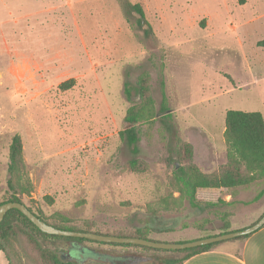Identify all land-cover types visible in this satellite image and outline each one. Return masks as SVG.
<instances>
[{"label":"rangeland","instance_id":"obj_1","mask_svg":"<svg viewBox=\"0 0 264 264\" xmlns=\"http://www.w3.org/2000/svg\"><path fill=\"white\" fill-rule=\"evenodd\" d=\"M127 1L140 5L151 33L126 13L124 0H23L22 10L9 5L5 14L0 7L9 30L7 50L0 49V201L10 196L8 147L18 135L31 187L22 202L51 223L107 234L168 229L149 236L163 243L217 234L224 212L230 231L246 228L264 213V196L253 201L264 179L197 190L198 201L217 204L212 211L187 200L176 207L172 174L182 165L177 140L191 146L193 165L210 173L227 162L226 111L264 119V0ZM9 11L23 19L13 24ZM141 75L148 76L155 117L135 125L143 166L133 172L124 169L133 156L120 132L131 126L126 110L147 103L138 93ZM67 80L72 87L60 89ZM69 243L76 242H39L63 262L109 264L72 259ZM77 243L110 257L138 255L135 264L156 255ZM12 247H25L16 264H40L29 244ZM0 264H7L2 252Z\"/></svg>","mask_w":264,"mask_h":264},{"label":"trees","instance_id":"obj_2","mask_svg":"<svg viewBox=\"0 0 264 264\" xmlns=\"http://www.w3.org/2000/svg\"><path fill=\"white\" fill-rule=\"evenodd\" d=\"M123 7L126 13H129L135 19L137 26H139L146 35H148L149 32L151 33V27L146 22L144 13L139 4L132 5L127 0H124ZM73 82V80H67L61 83L59 88L62 90H68L72 87ZM137 85L139 95L141 98L145 99L147 103L140 107L131 106L126 110L125 122L131 126L120 132V135L125 138L126 144L130 147L133 156V158L127 161L124 169H129L133 172H139L143 166L141 164L142 162L137 158L138 148L136 144L138 142V137L135 125L142 121H151L155 117L154 110L151 106V99L148 97V76L141 75L138 79ZM161 86L163 87L162 83ZM123 92L126 98L129 99L130 95L126 84H124ZM164 100L165 99L163 98V102ZM164 110L165 109L162 108V111ZM223 138L226 146L227 162L225 165L218 167L210 173L202 172L193 165L192 148L188 143L180 140L176 141L175 151L177 159L182 163V165L172 174L174 181L172 185L175 186L176 192L178 193V196L173 199V203L176 207L180 206L183 201L187 200L189 205L194 208H199L203 205L204 207L212 208L213 211L217 204L198 201L195 197L197 190L230 189L239 186H246L255 180L264 179V119L262 115L257 112H243L237 110L226 111L224 117ZM7 175L8 178L6 185L10 192V196L8 199L0 201V205L6 202L24 204L22 202V197L30 194L31 187L26 176L23 162L22 142L18 135H14L11 138L8 147ZM262 196H264V187L254 197L253 201L259 200ZM163 202L168 204V201L166 200H163ZM218 202L226 204L224 201ZM228 204L230 203H227V205ZM165 207L168 208L170 206L167 205ZM27 208L41 221L60 230L96 233L117 237L141 238L152 241L157 240L151 239L149 237L150 234L169 231L168 229L155 231L147 226L135 228L132 231L114 234L101 233L88 228L75 229L51 223L40 213L33 211L29 207ZM229 216L230 213L228 212L222 213L220 215L221 225L216 230L217 234L205 237L231 232L228 221ZM196 227L201 230L203 227L202 223L198 224ZM248 236L249 235L236 237L231 239V241L244 239ZM47 239L106 244L86 239L61 237L42 233L24 215L15 209L9 210L0 222V252L4 254L7 264H16V262L19 261L18 250L22 252L25 250V247H19V249L18 247H12L16 243L19 245L27 243L32 246L30 248L38 255L40 264H70L69 262L61 261L55 252L40 246L39 242L46 241ZM223 242L225 241L183 250H161L131 244L114 245L138 248L155 253V256L150 257L145 261L147 264H182L190 257L210 251Z\"/></svg>","mask_w":264,"mask_h":264},{"label":"crops","instance_id":"obj_3","mask_svg":"<svg viewBox=\"0 0 264 264\" xmlns=\"http://www.w3.org/2000/svg\"><path fill=\"white\" fill-rule=\"evenodd\" d=\"M22 3L23 0H0V7L3 8L1 12H4L5 14L6 10L10 9L11 7H9V5L14 6L15 10L17 11L22 10ZM8 15H10L9 17L13 18L10 20V22H12L13 24H17L19 18L23 19L22 14H20V17L17 15L13 16L12 12L9 11ZM7 17L3 18V24L8 23ZM3 24L2 22H0V49L4 48V50L6 51L8 46L7 35L9 30L4 28L2 26ZM97 251L100 252L99 250ZM100 253L102 254V252ZM102 255L105 256L106 254L103 253ZM124 256H131L134 258V261L138 259V255L135 256L134 254H124ZM116 257L119 256L111 258L114 259ZM182 264H264V227H261L257 231L249 234V236L244 239L232 241L227 240L210 251L190 257Z\"/></svg>","mask_w":264,"mask_h":264},{"label":"water","instance_id":"obj_4","mask_svg":"<svg viewBox=\"0 0 264 264\" xmlns=\"http://www.w3.org/2000/svg\"><path fill=\"white\" fill-rule=\"evenodd\" d=\"M178 167V164H175V169ZM18 210L22 215H24L36 228H38L42 233L48 235H55L61 237H71V238H80L90 241H96L101 243H112V244H131L139 245L153 249L161 250H183L189 248H195L198 246L208 245L212 243L222 242L231 240L236 237L249 235L261 227L264 226V214L252 225L239 230L231 231L229 233L219 234L215 236L205 237L198 240L182 243H163L158 241H152L141 238H132V237H117L111 235H100L96 233H85V232H76V231H67L56 229L50 225H47L39 218H37L24 204L17 202H6L0 205V222L3 220L4 215L9 210Z\"/></svg>","mask_w":264,"mask_h":264},{"label":"flooded vegetation","instance_id":"obj_5","mask_svg":"<svg viewBox=\"0 0 264 264\" xmlns=\"http://www.w3.org/2000/svg\"><path fill=\"white\" fill-rule=\"evenodd\" d=\"M67 251L71 254L72 259L77 261H83L87 258H105L109 264H134V258L131 256H119L116 258H111L110 256H103L100 252L94 248H89L79 243H69Z\"/></svg>","mask_w":264,"mask_h":264}]
</instances>
